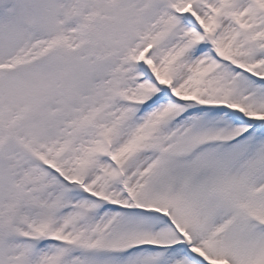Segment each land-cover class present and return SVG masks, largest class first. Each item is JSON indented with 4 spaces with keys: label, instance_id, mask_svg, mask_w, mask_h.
<instances>
[{
    "label": "snow or ice",
    "instance_id": "1",
    "mask_svg": "<svg viewBox=\"0 0 264 264\" xmlns=\"http://www.w3.org/2000/svg\"><path fill=\"white\" fill-rule=\"evenodd\" d=\"M0 264H264V0H0Z\"/></svg>",
    "mask_w": 264,
    "mask_h": 264
}]
</instances>
